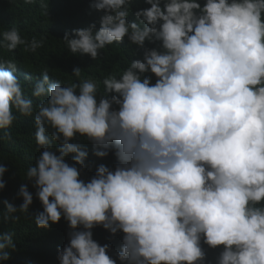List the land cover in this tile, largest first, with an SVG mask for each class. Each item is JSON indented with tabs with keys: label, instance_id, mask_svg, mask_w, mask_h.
<instances>
[{
	"label": "clouds",
	"instance_id": "clouds-1",
	"mask_svg": "<svg viewBox=\"0 0 264 264\" xmlns=\"http://www.w3.org/2000/svg\"><path fill=\"white\" fill-rule=\"evenodd\" d=\"M136 3L92 0L104 13L99 29L63 37L71 54L93 60L125 38L144 49L119 78L103 80L102 94L91 78L63 85L44 71L29 96L17 63L0 62V129L17 120L13 109L34 117L42 148L25 173L43 206L35 224L68 222L59 264H206L204 245L222 249L215 264H264V0H144L150 7L133 13ZM2 36L9 51L43 44L16 28ZM79 137L118 163L82 179ZM8 171L0 163V190ZM18 196L19 209L4 201L7 213L29 212L27 184ZM97 226L123 232L116 258L94 239ZM15 248L13 233H0V261Z\"/></svg>",
	"mask_w": 264,
	"mask_h": 264
},
{
	"label": "trees",
	"instance_id": "trees-1",
	"mask_svg": "<svg viewBox=\"0 0 264 264\" xmlns=\"http://www.w3.org/2000/svg\"><path fill=\"white\" fill-rule=\"evenodd\" d=\"M91 2L92 0H0V62L13 60L17 63L16 75L22 81L26 95L31 96L32 84L44 71L49 72L51 79H59L63 85L91 78L98 84V92L102 94L103 80L106 77L114 75L119 78L132 60L143 59L144 49L130 44L127 38L121 44L106 46L97 60L86 54L73 55L69 52L63 40L65 34L73 35L75 29H86L92 24H95L97 29L100 27V18L104 13L91 8ZM203 2L204 0H201V3ZM147 7L150 5L144 3V0H137L132 12ZM128 19L132 22L135 17L130 14ZM11 28L18 29L22 39L29 44L33 38L43 41L42 46L35 52L26 50L27 45H20L16 50L9 51L3 46L2 34ZM156 46L148 42L145 45ZM133 51L136 55H132ZM75 67L82 69L80 77L72 75ZM28 77L33 80H26ZM153 77L154 75L152 82ZM32 98L35 104H39L42 99ZM13 111L17 120L9 129H0V135L4 131L11 133V139H0V163H4L9 169L4 175L7 186L0 190V233H13L16 248L9 250L10 260L0 261V264H59L58 249L69 243L68 233L71 229L63 218L50 229H42L35 224L34 217L43 211V206L36 196L37 189L26 181L25 173L35 164L42 148L35 139L34 117H25L15 109ZM77 142L82 143L88 151L82 179L87 181L94 176L100 164L114 168L118 163L114 152L107 157H97L91 142L83 137H79ZM67 161L73 163L72 154L67 157ZM22 184H27L33 194V204L27 213L17 211L9 214L4 201L7 200L19 209L23 204V197L18 196ZM5 215L10 218L4 219ZM93 234L94 239L101 245H110L109 254L116 258V253L122 245L123 232L113 235L102 226H97L93 229ZM204 248L207 253L206 264H215L222 249H212L207 245H204ZM117 264H120L118 260Z\"/></svg>",
	"mask_w": 264,
	"mask_h": 264
}]
</instances>
